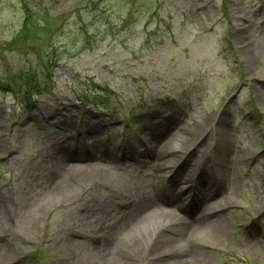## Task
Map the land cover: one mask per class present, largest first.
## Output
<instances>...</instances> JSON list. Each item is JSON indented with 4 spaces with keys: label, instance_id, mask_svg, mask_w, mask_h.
Listing matches in <instances>:
<instances>
[{
    "label": "rangeland",
    "instance_id": "1",
    "mask_svg": "<svg viewBox=\"0 0 264 264\" xmlns=\"http://www.w3.org/2000/svg\"><path fill=\"white\" fill-rule=\"evenodd\" d=\"M13 78L21 80L10 93ZM185 141L192 145L179 155L193 189L173 197L170 182L181 192L189 178L171 163L155 170L153 155ZM47 156L66 170L99 167L119 183L76 191L87 197L76 238L95 253L118 258L119 245L146 230L126 226L142 174L158 182V210L190 213L205 228L222 223L213 242L180 239L200 264H264V0H0V204L13 223L24 212L17 193L32 207L44 203L45 175L33 168ZM8 187L15 205L4 201ZM210 203L217 217H203ZM61 213L18 237L0 221V264H64L44 238Z\"/></svg>",
    "mask_w": 264,
    "mask_h": 264
},
{
    "label": "bare ground",
    "instance_id": "2",
    "mask_svg": "<svg viewBox=\"0 0 264 264\" xmlns=\"http://www.w3.org/2000/svg\"><path fill=\"white\" fill-rule=\"evenodd\" d=\"M224 137L225 135L220 133L218 137L215 138L217 141L215 144L217 148H221L224 145ZM172 144L173 142L169 143L164 149L159 148L158 145L156 146L158 153L155 151L153 160L156 161L157 165H155L156 169H154L158 170L160 168L159 166L171 163L173 169L175 168L177 170L175 174L179 173L181 181L189 177L192 178L193 171L188 170L189 161L184 160L183 157L179 155L180 152H186L187 149L191 147V142L188 143L185 141V145H183L187 147L180 148V150L174 148ZM71 160V157H67V161L70 162ZM58 167L62 168L58 169ZM33 169L37 170L36 172L40 173V175H45L44 182L42 183L44 197L41 196V200H44V203H39L35 207H32L28 197L25 201L26 192L23 194V197H20L17 193V200H19L20 203L18 204L23 206L24 210V212L21 213L20 221L18 220L16 223L12 222L11 211L5 208V202L3 205L0 204V221L3 223H11L13 226H11L12 228L9 231H12V234L18 237L22 236L25 232H31L30 230L34 232L41 228L47 216L55 213L57 208L63 207L64 213H61L63 221H60L58 225V221H56L55 226H57L44 238L48 248H52L53 245H56L58 248H55V251L60 250L61 253L64 254L66 257L64 264H167L164 257L169 258L173 255L175 256V261L172 264H200L201 262L197 256H193L192 253H186L185 250L182 249L180 239L183 237L187 239L188 235L190 238L195 234L200 236L202 240L213 242V239L215 240V238H218L222 231V223L215 224L214 222L215 225H206L207 227L205 228V225L201 227L200 223H196L195 221L192 222V219L187 214L179 216L170 212L158 210L153 198L154 191H158V182L154 183L153 179L141 174V177L139 176L133 179V188L137 193L143 194L141 203L136 207L130 205L134 210L131 212L133 215L130 214L129 220L126 221V226L127 228L130 226L136 227L137 225L140 227L142 224H145L147 226V228H145L146 230L139 234L138 232L135 233L136 235L134 237L132 236L129 241L124 244L121 243L117 250L120 246L121 248L118 251L116 250L122 253L118 258L106 252L107 250L110 251V249H106L103 253H95L93 244L87 242L85 239L80 240L76 238L81 228L86 225L84 223L85 215L81 213L85 208L84 204L87 199V197L77 198L76 191L80 187L93 182L98 183V185L105 190L113 189L115 186L119 185V183L116 182L117 179L99 167L76 166L72 169L67 168L66 170L63 165H53V162L48 156L41 163L34 165ZM190 178L188 182H186L190 185L189 189L186 190L188 193L193 189ZM7 190L8 194L12 192L9 187ZM167 192L173 197L185 194L177 190V185L173 181L170 182ZM12 200L13 194H9L6 199L4 198L7 204L11 203V205H13L14 203L15 205L16 203ZM79 201L82 202L79 203ZM79 206L82 208H79ZM217 208V206L214 207L212 205V207H210V205H207V207L204 208L205 213H203V216L208 215L207 217H217L219 211ZM59 217L60 215L55 214L53 219H59ZM216 221L220 222V220ZM90 226L91 224H89V227ZM102 227L103 224L101 223L99 226L100 231ZM203 228L204 230H201ZM199 231L202 233L197 234ZM0 233L1 239L6 234L2 224H0ZM102 234L104 235L102 231L101 233L99 232L95 238H102ZM137 236L140 240L139 242L134 240ZM40 239L43 238L40 237ZM59 256L61 257V255ZM4 257L5 256H3L2 259H4ZM96 257H99L100 260L98 259L95 261ZM122 257H130L131 260L125 263L120 260ZM5 263L10 264L11 262L7 260Z\"/></svg>",
    "mask_w": 264,
    "mask_h": 264
},
{
    "label": "trees",
    "instance_id": "3",
    "mask_svg": "<svg viewBox=\"0 0 264 264\" xmlns=\"http://www.w3.org/2000/svg\"><path fill=\"white\" fill-rule=\"evenodd\" d=\"M24 27L25 28H27L26 27V24L24 23ZM25 75H23L22 77H21V79H23V77H24ZM21 79H16V78H13L12 79V81H10V82H8L7 84H6V86H7V88H10L9 90H10V93H14V92H18V90H17V88H15L18 84H20L19 83V81L21 80ZM26 81H28V80H26ZM20 86V85H19ZM27 86V85H26ZM33 86V85H32ZM14 88V89H13ZM28 88V87H27ZM27 88L25 89V91L27 90ZM32 89H35V90H37V91H40V87L39 86H36V85H34L33 87H31ZM12 89V90H11ZM18 89L21 91V87H18ZM25 91H23V92H25ZM37 91H34V92H37ZM22 92V91H21ZM89 102H91L92 104H93V101H89Z\"/></svg>",
    "mask_w": 264,
    "mask_h": 264
}]
</instances>
